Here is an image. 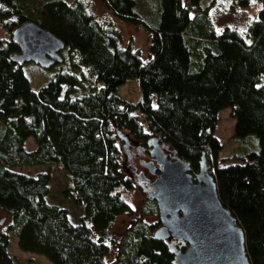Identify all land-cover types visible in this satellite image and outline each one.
Masks as SVG:
<instances>
[{
    "label": "trees",
    "instance_id": "1",
    "mask_svg": "<svg viewBox=\"0 0 264 264\" xmlns=\"http://www.w3.org/2000/svg\"><path fill=\"white\" fill-rule=\"evenodd\" d=\"M1 1L3 28L11 33L32 22L48 31L63 44L54 66L67 67L31 89L27 68L37 66L13 62L17 45L0 40V212L8 218L0 229V264H18L7 252L9 236L18 250L50 264H170L173 253L184 249L155 241L157 224H146L140 211L114 242L107 263L106 232L116 216L131 214L116 192L132 188L121 172L117 131L147 151L150 139H159L192 176L203 156L219 201L243 232L249 264H264V8L243 35L228 27L215 35L205 14L189 15L200 0H187L188 8L181 0H159L154 8L141 0H101L118 20L147 32L142 62L137 52L119 47L115 28L99 26L80 3ZM230 1L244 9L258 0ZM80 68L93 81L77 95L85 83ZM130 80L138 85L135 103L115 94ZM225 108L233 120L231 138L254 136L257 151L217 158L222 146L214 130ZM29 138L35 147L27 152ZM35 166H57L68 176L62 196L82 207L76 223L47 202L49 173L17 171ZM148 205L154 214V203Z\"/></svg>",
    "mask_w": 264,
    "mask_h": 264
},
{
    "label": "water",
    "instance_id": "2",
    "mask_svg": "<svg viewBox=\"0 0 264 264\" xmlns=\"http://www.w3.org/2000/svg\"><path fill=\"white\" fill-rule=\"evenodd\" d=\"M10 39L18 47V53L11 57L15 63H32L47 70L61 62L62 42L32 22L16 27ZM116 135L130 167L128 140L118 131ZM149 143L150 161L145 168L153 173L157 166V174L151 183L140 177L146 187H139L155 205L159 226L152 238L166 242L175 239L184 245L183 250L173 253L170 264H249L243 232L219 201L203 156L192 176L187 163L164 154L159 139L152 138Z\"/></svg>",
    "mask_w": 264,
    "mask_h": 264
},
{
    "label": "rangeland",
    "instance_id": "3",
    "mask_svg": "<svg viewBox=\"0 0 264 264\" xmlns=\"http://www.w3.org/2000/svg\"><path fill=\"white\" fill-rule=\"evenodd\" d=\"M66 3L74 5L76 3H80L85 8V11L88 15H90L94 21H96L99 26L104 29L109 27L115 28L120 34L119 47L122 49L129 48L133 52H137L140 56V60L145 62L147 60V39L148 34L143 27L140 25L134 26L131 24L124 23L118 20L110 10H108L105 4L101 0H64ZM143 3L148 2L152 8L154 5L159 4V0H141ZM139 1V2H141ZM181 4L184 8H188V1L181 0ZM5 7L4 3L0 0V9ZM158 7V6H157ZM264 8V0H258L252 2L248 7L244 9H237L233 7L232 2L230 0H200L199 6L197 9L189 8V15L191 17L197 16V13L205 14L211 29L215 35L219 34L220 31L224 27H228L237 31L240 35H243L245 27L251 21L255 20L256 14L258 10ZM158 9V8H157ZM153 12L156 13V10ZM11 19V18H9ZM11 33H8L2 25V21L0 20V40H8L10 38ZM62 54H60L61 56ZM62 58V56H61ZM74 61L70 62L72 65ZM54 66V65H53ZM67 65H63L62 67L54 66L50 70H42L39 67L29 66L28 69V80L29 86L31 89H36L39 86L45 84L48 78L57 71L66 70ZM80 70L84 73V81L82 86L78 85L74 94H81L79 88H87L89 84H92L93 78L88 76L85 68H80ZM259 84H264V74L260 78ZM98 86V85H97ZM119 98L135 103L139 98L138 85L135 80H130L117 88L115 93ZM218 122L216 128L214 130V136L221 144L222 149L218 153V159H226L231 155H242L248 152H255L258 150L259 145L254 136H250L242 142H236L231 138L232 128H233V120L230 118L229 109L225 108L218 112ZM123 134L126 136L129 144V155L131 156V164L130 169L127 165L125 155L122 153V141H117V147L120 151L121 155V163L122 169L121 172L123 176L128 179L131 183V189L126 190L124 188H117L116 192L120 196V198L128 205L131 209V214H120L114 218L112 223L110 224L107 232H106V242L109 247V256L107 257V263L112 260V252L114 244L123 234L126 229L128 223L131 219L135 218L137 214L141 211L142 220L149 225H156L153 232L158 228L159 223L157 220L156 209L154 214L149 210V203H153L150 201L145 193L138 187V183H140V176L138 171L144 170L142 175L148 180H154V176L147 173L145 169H143L142 164H148L149 158L147 155V150L142 148L138 143L134 142L132 137L127 134V132L123 131ZM150 145V144H149ZM34 144L32 140L29 138L23 143V149L27 152L32 151L34 149ZM159 147L163 150L165 155H168L167 148L159 145ZM228 162V161H227ZM225 162L224 164H227ZM125 167V168H124ZM157 167V166H156ZM142 168V169H141ZM158 168V167H157ZM17 171L25 174L27 176H34L39 172H47L50 175V193L47 197V202L49 204H54L59 207H62L67 212L68 221L71 224L77 222L78 216L82 214V207H75L70 197L62 196V191L66 185V179L70 184V180L68 176L60 170L57 166H35L18 169ZM64 173V174H63ZM65 175V176H64ZM155 207V206H154ZM6 227L5 218L0 213V229H4ZM152 232V234H153ZM10 247L9 252L15 256L18 264H50V262L41 255L21 252L17 249L15 240L12 236H9ZM115 242V243H114ZM166 242V241H165ZM172 246H183L182 242H178L175 239H170L169 242ZM14 245V246H13ZM174 248V247H173ZM15 252V253H14Z\"/></svg>",
    "mask_w": 264,
    "mask_h": 264
},
{
    "label": "flooded vegetation",
    "instance_id": "4",
    "mask_svg": "<svg viewBox=\"0 0 264 264\" xmlns=\"http://www.w3.org/2000/svg\"><path fill=\"white\" fill-rule=\"evenodd\" d=\"M148 163H149V161H148ZM142 164V166H140V167H142L143 169H145L146 171H147V173H149V171L147 170V168H145V164L144 163H141ZM141 168V169H142ZM153 173H149L150 175H153L154 176V179L156 178V174H157V167L156 166H154V169H153ZM144 172V170H140V171H138V174H139V176L144 180V181H146L147 183H151L150 181H148L143 175H142V173ZM143 186L144 188L146 187L145 185V183H142V182H140V183H138V187L139 186ZM140 188V187H139Z\"/></svg>",
    "mask_w": 264,
    "mask_h": 264
},
{
    "label": "crops",
    "instance_id": "5",
    "mask_svg": "<svg viewBox=\"0 0 264 264\" xmlns=\"http://www.w3.org/2000/svg\"><path fill=\"white\" fill-rule=\"evenodd\" d=\"M1 213V212H0ZM2 214V216L5 218V221H7V216L5 215V214H3V213H1ZM14 246V245H13ZM9 247H10V240L8 241V248H7V252H8V254H9V256H11L12 258H14L15 260H16V258H15V256H13V254H10V252H9ZM15 253V252H14Z\"/></svg>",
    "mask_w": 264,
    "mask_h": 264
}]
</instances>
